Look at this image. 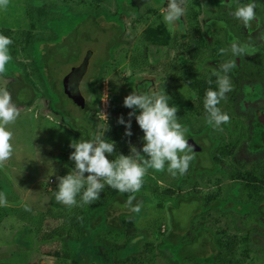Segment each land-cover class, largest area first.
Segmentation results:
<instances>
[{"label": "rangeland", "instance_id": "rangeland-1", "mask_svg": "<svg viewBox=\"0 0 264 264\" xmlns=\"http://www.w3.org/2000/svg\"><path fill=\"white\" fill-rule=\"evenodd\" d=\"M128 2L137 8L136 14L120 15L117 0H9L7 8L0 9V35L13 41L9 45L13 57L8 64L23 71L36 93L31 106L17 107L19 117L7 126L13 133V154L0 167V193L7 200L6 205L0 206V264H222L225 260L229 264H264V223L239 224L210 212L209 208L194 215L196 207L188 203L174 211L180 227L190 225L185 242L193 241L197 232L219 240L218 261L207 256L212 244H204V259L186 263L175 257L174 249H164L163 238L171 228L169 206H176L180 196L187 199L193 195L205 208L210 200L221 201L224 191L223 185L217 183L177 188V174H170L167 167L163 172L149 169L136 193L113 189L114 197L128 201L134 196L140 202L139 212L120 216L122 234L109 233L106 225L98 226L90 220L82 236L78 225L69 224L85 207L108 199L111 187L105 185L100 198L91 204L79 206L80 195L76 198L77 206L68 207L56 201L58 177L66 176L75 167L69 159L74 151L70 144L82 140V136L54 109L45 74L37 63L39 52L35 42V48L29 50L32 58L26 54L32 36L53 40L51 36L56 33L58 42L73 32L72 25L87 15L95 16L96 26L87 23L80 29L85 40L81 44V58L74 66L90 52L89 67L81 83L82 96L85 98V84L99 96L109 90L111 110L101 119L95 107L83 112L71 98L66 99L67 110L78 118L77 123L80 118L91 121L92 135L102 138L108 120L118 121L121 116L125 121L129 119L131 109L123 106L124 98L133 92L138 94L139 89L169 96V105L178 108L177 120L181 103L183 115L195 118V112L186 104L196 102V98L204 103V97L196 95L193 83L216 69L215 63L208 62L209 57H229L231 47L225 41L246 39L245 61L255 62L250 60L257 52L255 42L264 41V0H184V15L176 22L174 31L168 30L162 16L168 0ZM248 3H254L256 19L246 27L232 13ZM44 7L57 11L52 23H43ZM120 25L121 29H117ZM58 26H62L61 33ZM182 40L184 45L180 46ZM71 67H56V81L62 83ZM94 68L100 69V79L93 80ZM12 79L0 74V90L10 93L8 84ZM196 113L200 116L202 112ZM131 122L133 137L125 136V125L118 124L120 139L109 159L129 155V142L143 147V141L137 139L144 136L142 130L134 117ZM104 208L99 209L102 215ZM64 250H70L74 259L46 255L62 254Z\"/></svg>", "mask_w": 264, "mask_h": 264}, {"label": "clouds", "instance_id": "clouds-1", "mask_svg": "<svg viewBox=\"0 0 264 264\" xmlns=\"http://www.w3.org/2000/svg\"><path fill=\"white\" fill-rule=\"evenodd\" d=\"M9 0H0V9H6ZM184 15V0H168L167 9L162 13L163 21L169 31H174L176 22ZM233 17L244 23L246 27L256 19L254 3H248L236 8ZM12 39L0 35V74L6 71V65L12 59L9 54V45ZM233 56L239 57L245 53L244 47L233 42L231 45ZM224 50L221 49V53ZM236 66L235 60H228L220 64L216 76L217 90L209 88L205 93L204 108L208 113L207 123L219 127L227 123L230 117L221 112L217 105L226 98L231 91V84L227 74ZM224 73V75H221ZM209 84L212 83L210 79ZM169 96L161 93L129 94L124 98L123 106L131 109L129 119L125 121L121 116L118 124L125 125V136L131 137L132 118L134 117L139 128L144 133L143 147L137 148L129 142L130 154L116 155L115 142H109L99 135L91 140L72 141L70 147L74 149L69 159L75 167L66 176L58 177V191L55 199L58 203L68 207L77 206V196H81L80 205L91 204L98 200L105 185L121 193H136L143 185V178L149 169L163 172L167 170L175 176L177 173H186L189 162L193 159L192 147L185 138L187 129L178 122L176 106H170ZM139 112V114H137ZM20 112L12 101L7 90H0V167L12 157L13 133L7 126L15 123ZM87 173V176L85 175ZM134 196H130L127 203L130 205ZM6 196L0 193V206L6 205ZM26 210H30L26 207ZM139 212V206L132 209Z\"/></svg>", "mask_w": 264, "mask_h": 264}, {"label": "flooded vegetation", "instance_id": "flooded-vegetation-1", "mask_svg": "<svg viewBox=\"0 0 264 264\" xmlns=\"http://www.w3.org/2000/svg\"><path fill=\"white\" fill-rule=\"evenodd\" d=\"M233 42L244 47L245 53L235 57L229 49L231 51L229 57L218 55L209 57L208 62L215 63L216 69L209 72L208 76L197 78L193 83L196 95L205 99V93L209 88L217 90L216 76L213 73L219 71L221 63L235 60L236 66L227 74L231 91L217 105L221 112L230 117V120L219 127L209 125L204 103L198 102L196 98V102L186 104L191 112H195V118L183 115L184 108L181 103L178 122L187 129L185 138L192 147L193 159L189 162L185 174L177 173L176 186L177 188L183 185L210 186L212 183L223 185L222 210L211 207L209 211L239 224H262L264 223V41L255 42L257 52L250 57V60H256L255 62L245 61L246 39L225 41L228 47H231ZM182 43H184L183 40L180 46L184 45ZM89 56L90 52H87L81 62L76 66L73 65L67 73L69 74L73 68H78L84 60H87L78 79L81 96V83L89 67ZM210 79L211 84L208 83ZM83 90L85 98L82 97L85 105L87 101L85 86ZM108 93L110 98V92ZM67 96L69 97L68 94ZM101 96L102 94L99 96L95 113L101 119H105L112 107L111 98L110 108L103 115L100 113ZM199 110L202 112L200 116L196 113ZM219 181L222 183H218ZM213 202L210 200L211 206Z\"/></svg>", "mask_w": 264, "mask_h": 264}, {"label": "trees", "instance_id": "trees-1", "mask_svg": "<svg viewBox=\"0 0 264 264\" xmlns=\"http://www.w3.org/2000/svg\"><path fill=\"white\" fill-rule=\"evenodd\" d=\"M157 2L161 0H155ZM118 3V13L124 16L134 15L137 12V8L131 4H129L128 0H117ZM43 8V7H42ZM59 11V10H58ZM60 12V11H59ZM57 11L55 12L48 7H44L42 12L43 23H52V17H55ZM87 23L93 24L96 26L95 16L87 15L81 21L77 22L74 27L73 32H71L68 36L66 35L61 41H56L57 34L54 33L51 37L53 40H40L39 35L32 36L27 43L28 51L26 54L28 57L32 55L29 53L30 49L35 48L37 46V63L41 68V71L45 74V84L48 90V93L54 99V109L62 114L65 121L70 125V127L76 131L77 134L82 136V140H91L93 138V124L91 121H87L84 118H80V122L77 123L76 117H73L67 110V99L68 96L65 94L61 81H56L59 78H56L54 72L56 71V67L59 66H73L79 62L82 55V40L83 34L81 33V27ZM59 32L61 33L62 26H58ZM116 29V28H115ZM121 29V25L117 28ZM82 35V36H81ZM56 41V42H55ZM35 42V45H34ZM117 43V41H115ZM9 54L11 58L13 57V53ZM38 54V53H37ZM32 58V57H31ZM58 72V71H57ZM17 73V74H16ZM100 69L96 68L92 74L93 80L100 79ZM5 75L12 77L13 81L8 84V88L10 90V94L12 96V101L17 107H29L32 105L33 101L36 98V93L32 86L25 80V74L23 71H19L14 69L12 64L6 65ZM58 76V75H57ZM55 78V80H54ZM87 101L84 105L83 112L89 110L90 108H94V111L97 112V105L99 103V95L94 90L90 88V86L85 84ZM144 90H138V94H145ZM132 111V110H131ZM139 114V112H137ZM143 133V132H142ZM103 137L111 142H118L120 139V131L118 128V122L116 120H109L105 123L103 130ZM144 135V133H143ZM133 137V135H132ZM140 141H142V137H137ZM167 167V164L165 165ZM113 189L110 188V192L107 195L106 200H102L96 205H90L83 209V212L77 215L76 218H71L69 224L78 225L80 228L79 233L83 236L86 233L85 224H88V221L95 220V225L104 224L107 227V232L111 233H120L123 231V220L120 218L121 215L132 214L133 208L140 205L139 200H132L129 205L127 201L122 200L121 198L114 197L112 194ZM56 194V193H55ZM193 204L196 209L194 210V215L198 214L200 211H205L207 208L214 207L215 210H222L223 202L222 200L214 201L212 206L211 204L207 205V207L203 208L200 203L201 200L197 198V196H190L187 199H184L180 196L177 199L176 206H169L168 212L170 216V231L163 238V243L165 249H174L175 257L180 259L182 262L186 263L189 261L204 259L206 256L205 251L203 250L204 244H212V251L209 252L207 256L211 258L214 262L218 261L219 253L221 252L220 242L219 240H215L210 235H206L203 232H197L195 239L191 242H185L184 235L188 229L190 230V225L188 227H180L174 218V211L182 204ZM104 206L105 214L100 213V208ZM200 210V211H199ZM82 211V210H81ZM200 212V213H202ZM82 216V218H80ZM91 217V218H90ZM163 250V249H161ZM53 257H62L68 258L70 260L74 259L70 250H64L62 254L58 252H52V254H46ZM222 264H229L228 261H223Z\"/></svg>", "mask_w": 264, "mask_h": 264}, {"label": "water", "instance_id": "water-1", "mask_svg": "<svg viewBox=\"0 0 264 264\" xmlns=\"http://www.w3.org/2000/svg\"><path fill=\"white\" fill-rule=\"evenodd\" d=\"M86 61L87 60H84V63L78 68H73L72 71L65 76L62 82L63 90L73 100L72 103L81 109L84 107V99L79 92L78 79L81 76V71L86 66Z\"/></svg>", "mask_w": 264, "mask_h": 264}, {"label": "built area", "instance_id": "built-area-1", "mask_svg": "<svg viewBox=\"0 0 264 264\" xmlns=\"http://www.w3.org/2000/svg\"><path fill=\"white\" fill-rule=\"evenodd\" d=\"M110 108V98L108 91H103L101 96V114L105 115V113Z\"/></svg>", "mask_w": 264, "mask_h": 264}]
</instances>
